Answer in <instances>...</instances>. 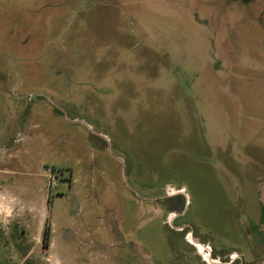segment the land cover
Returning a JSON list of instances; mask_svg holds the SVG:
<instances>
[{
    "label": "rangeland",
    "instance_id": "obj_1",
    "mask_svg": "<svg viewBox=\"0 0 264 264\" xmlns=\"http://www.w3.org/2000/svg\"><path fill=\"white\" fill-rule=\"evenodd\" d=\"M0 264H264V0H0Z\"/></svg>",
    "mask_w": 264,
    "mask_h": 264
},
{
    "label": "flooded vegetation",
    "instance_id": "obj_2",
    "mask_svg": "<svg viewBox=\"0 0 264 264\" xmlns=\"http://www.w3.org/2000/svg\"><path fill=\"white\" fill-rule=\"evenodd\" d=\"M194 245H195L197 248H199V249H200V248H203V247H202L201 245H199L198 243H195ZM204 250H206L205 253L203 254V258H204V260H205V261L209 260V261L211 262V261H212V258L209 256V254H208L209 252H207L208 249L205 248Z\"/></svg>",
    "mask_w": 264,
    "mask_h": 264
}]
</instances>
